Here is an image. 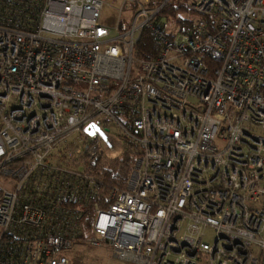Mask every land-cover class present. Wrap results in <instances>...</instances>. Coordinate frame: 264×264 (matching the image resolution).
Masks as SVG:
<instances>
[{"label": "built area", "instance_id": "1", "mask_svg": "<svg viewBox=\"0 0 264 264\" xmlns=\"http://www.w3.org/2000/svg\"><path fill=\"white\" fill-rule=\"evenodd\" d=\"M1 3L0 264H70L87 213L129 264H264V0H122L109 26L101 0ZM93 122L137 148L107 196Z\"/></svg>", "mask_w": 264, "mask_h": 264}, {"label": "rangeland", "instance_id": "2", "mask_svg": "<svg viewBox=\"0 0 264 264\" xmlns=\"http://www.w3.org/2000/svg\"><path fill=\"white\" fill-rule=\"evenodd\" d=\"M102 7L100 11V21L107 26L113 24V22L118 17V10L121 6L122 0H101ZM183 20L187 17L182 15L181 17ZM166 20V19H165ZM166 29L167 32L169 30L170 33H176L179 25L177 24L176 20L173 18H168ZM114 34H111L113 36ZM74 88L78 90H84L86 88L85 84H74ZM88 129L90 132H88ZM88 133H96L100 137V150L102 159L99 162L98 170L108 168V164L111 160H114L120 157L123 152V141L119 138V129L110 125L108 131L104 130L102 124H98L97 122L91 123L85 130ZM210 236L209 239H211ZM65 254L70 261V264H129L123 261H119L114 259L109 249L104 246L101 247H92L89 244L76 241L73 242L72 248L68 251H65Z\"/></svg>", "mask_w": 264, "mask_h": 264}, {"label": "trees", "instance_id": "3", "mask_svg": "<svg viewBox=\"0 0 264 264\" xmlns=\"http://www.w3.org/2000/svg\"><path fill=\"white\" fill-rule=\"evenodd\" d=\"M1 9L6 8V3L0 4ZM185 15L187 18H179ZM161 17L168 20V18H173L179 25L180 30L193 31V22L196 16L190 12L183 4L177 6H170L165 11L162 12ZM157 52V45L153 40L152 36L148 32H144L141 40L136 45L135 56L138 58L150 59L155 56ZM124 152L123 154L111 160L108 164V168L101 171L98 170L99 162H101V157L96 158L92 163H90L92 173L96 178L101 179L103 182L102 193L107 196L109 191L113 187L122 188L125 181L128 178L134 160L137 156V148L127 142H123ZM93 220V214L87 213L82 219L83 235L86 236L90 232L91 222ZM83 235L79 238V241L84 242Z\"/></svg>", "mask_w": 264, "mask_h": 264}]
</instances>
